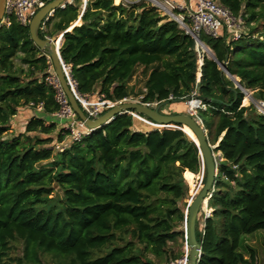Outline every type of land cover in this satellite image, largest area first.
I'll return each mask as SVG.
<instances>
[{"label": "trees", "instance_id": "16d2710c", "mask_svg": "<svg viewBox=\"0 0 264 264\" xmlns=\"http://www.w3.org/2000/svg\"><path fill=\"white\" fill-rule=\"evenodd\" d=\"M214 1L244 27L237 40L198 35L216 60L147 3L86 0L82 10V0H67L40 26L39 37L62 34L61 60L77 93L91 102L131 98L185 113L186 101H200L196 118L219 155L209 215L200 211L196 220L197 264H258L251 247L246 254L239 247L243 236L264 231V115L242 106L244 95L218 63L264 102V0ZM137 74L143 81L132 84ZM53 81L52 63L31 41L28 25L6 15L0 26V264L181 258L170 244L184 241L187 183L201 172L196 145L178 129H158L129 114L78 140L67 125L37 116L11 132L22 108L61 112Z\"/></svg>", "mask_w": 264, "mask_h": 264}, {"label": "water", "instance_id": "95a60500", "mask_svg": "<svg viewBox=\"0 0 264 264\" xmlns=\"http://www.w3.org/2000/svg\"><path fill=\"white\" fill-rule=\"evenodd\" d=\"M5 1L0 0V26L3 22V17L5 14ZM67 0H51L46 3L42 8H40L35 15L32 17L28 24V30L30 39L33 44L43 52L47 53L50 59L56 82L60 88L61 93L67 100L70 109L73 111L75 116L82 122L86 128L93 131L107 123H109L116 115L119 114H129L134 118L145 117L149 122L156 126L164 129H178L186 134L190 140L196 145L199 156L201 159V172H200V189L195 193L193 199L188 203V208L185 217V227H184V238L186 246L188 249V264H197L200 257L201 247L196 240L195 226L196 220L199 212L205 211L207 208V202L211 196V192L214 187V179L217 174L216 167V156L214 155V149L217 147L211 146L207 141L206 130L203 128L200 121L194 117L189 110L197 109V101H189L187 105L189 110L181 114H163L159 111L161 104L155 107H150L146 104L133 101H123L121 103H116L110 107L105 113L100 115L98 118L92 120L89 119L75 98L77 93L74 84L69 83V73L65 71L66 67L61 60L59 54V45L57 46L56 38H44L39 37L40 26L48 20L50 16L53 15L54 11L58 8H63ZM188 34V33H186ZM190 35L196 42L197 46H200L203 53L207 55L208 58L216 60L211 53V51L193 34ZM202 64V60L199 63V69ZM221 71L226 74V76L233 81L235 88H238L243 95H248L247 91L240 85L239 81L231 76L224 64L218 63ZM200 77V73L199 76ZM250 97V95H249ZM194 102L196 106L192 107L191 103ZM153 127V126H152ZM183 127H187L194 137L188 134ZM205 172V181L202 184L203 175Z\"/></svg>", "mask_w": 264, "mask_h": 264}, {"label": "built area", "instance_id": "2783aa9c", "mask_svg": "<svg viewBox=\"0 0 264 264\" xmlns=\"http://www.w3.org/2000/svg\"><path fill=\"white\" fill-rule=\"evenodd\" d=\"M49 1L51 0H6L3 22H5L6 15H12L21 25H28L35 13ZM138 3H147L151 7L156 8L157 11L161 13V15L167 16L169 19L175 21L178 24L179 28H181L185 33L193 34L196 37H199L198 35L202 33L211 38H219L223 35L226 40H237L241 37V34L244 31V27L241 22L233 17L225 8L217 4L214 0L118 1V4H121L125 7ZM65 71H67V68L65 69ZM69 83L73 84L71 79H69ZM75 98L77 99V102L85 115L92 120L98 118L101 115L103 109L110 108L107 107L106 104L101 106L99 103H97L107 102L100 101L99 98L96 100V102H91L87 97H82L78 93L75 94ZM123 101H126V99ZM123 101H119L117 103H121ZM59 102L62 104L61 112L63 111V109H65L66 118L68 119L67 129L70 130V137L73 140H78L84 131L87 132L90 130H88L82 122L76 120V116L67 104V101L61 93L60 88ZM111 104L113 106L116 103ZM143 104H146L150 107H152V105H157L147 103ZM197 105L198 108H203L200 101H197ZM255 107L260 114L264 115V102L257 101ZM136 119L147 125L160 129L159 126H156L153 123L149 122L145 117H137ZM208 215L209 212L206 210L205 216ZM167 264H188V257L179 258L177 260H170Z\"/></svg>", "mask_w": 264, "mask_h": 264}, {"label": "rangeland", "instance_id": "374dc122", "mask_svg": "<svg viewBox=\"0 0 264 264\" xmlns=\"http://www.w3.org/2000/svg\"><path fill=\"white\" fill-rule=\"evenodd\" d=\"M85 3H86V0H82V4H83L82 10H84V8H85ZM113 3L115 5L118 4V3H115L114 0H113ZM197 50H200V52L203 53V50L201 49L200 46L197 47ZM200 61H201V59H199V61H198V68H199ZM66 72H68V71H66ZM198 73H199V71H198ZM137 81H140V84L143 81V78L141 76H139V74H137L135 76V78L132 80L131 83L134 84ZM53 82L56 83V81H53ZM247 93H248V96L250 95V97H248L247 95L246 96L244 95V98L242 100V106H249V105H254L255 106L257 101L252 96V92L247 91ZM126 101L139 102V99L136 100V99H131L130 98V99H126ZM190 101H192V100H190ZM187 102H189V101H186V103H185V107L186 108L183 109V112H187L189 110V106L187 105ZM97 103H99L101 106H103L104 104H106L107 107H111L112 106V104L108 103V102H97ZM152 107H155V105H152ZM159 111L161 113L167 114V115H170V114H173V113L181 114V112H182V111L179 112V113L175 112L176 110L170 109L168 107L167 103H162V105L159 108ZM189 113H191L193 116L196 117L197 109L189 110ZM55 119H56V121H62V123H65L64 125H68V119L66 118L65 109H63V111L61 113H59ZM6 137L10 138L11 135L7 134ZM214 155L217 157L219 154L214 153ZM187 178L188 177H186V179ZM188 183L190 184V186H189ZM188 183H187V185H188V188H189V196L190 197H189L188 200H186L187 208H188V203L193 199V197L195 196V193L200 189V174L193 175V179H191V180L188 179ZM187 208H186L185 214H184L185 217H186ZM206 210L207 209H205V211H203L204 215H205ZM184 227H185V220H184V223H183V229H184ZM180 243H181L180 241L178 243H176V244H172L171 243L170 247L173 249V251L175 253H178V251H181L183 253V256L181 258H187L188 257V249H187V246H186L185 238H184V241L182 242V246L180 245ZM247 246L251 247L256 252L258 264H264V231H256V232H254L252 234L243 236L241 238V243H240L239 250L242 253L246 254L245 249H246ZM20 254L21 253L19 251L18 255H20ZM154 261L158 262V264H164L162 262L159 263L160 259H154Z\"/></svg>", "mask_w": 264, "mask_h": 264}, {"label": "crops", "instance_id": "0c3cea01", "mask_svg": "<svg viewBox=\"0 0 264 264\" xmlns=\"http://www.w3.org/2000/svg\"><path fill=\"white\" fill-rule=\"evenodd\" d=\"M4 22L1 23V25ZM57 46L61 44L62 40V34L57 36ZM168 104V103H167ZM162 105V104H161ZM168 107L170 109L175 110V106H172L168 104ZM175 114V113H173ZM31 116H37V117H42L46 121L47 124L49 123H55L58 126H62L65 123H62V121H56L57 114L54 115H43L42 110L40 108L36 109H31L30 107H25L19 110L18 114L11 120L10 125H11V132L21 130L23 125L28 121V119ZM67 123V122H66Z\"/></svg>", "mask_w": 264, "mask_h": 264}, {"label": "bare ground", "instance_id": "6f19581e", "mask_svg": "<svg viewBox=\"0 0 264 264\" xmlns=\"http://www.w3.org/2000/svg\"><path fill=\"white\" fill-rule=\"evenodd\" d=\"M115 1V0H114ZM118 3V2H116ZM197 76H199V73H197ZM246 96V95H245ZM248 96V95H247ZM249 97V96H248ZM191 106L194 107L196 106L194 102L191 103ZM187 128V127H186ZM188 129V128H187ZM189 130V129H188ZM189 132L192 134V132L189 130ZM193 135V134H192ZM194 136V135H193Z\"/></svg>", "mask_w": 264, "mask_h": 264}]
</instances>
